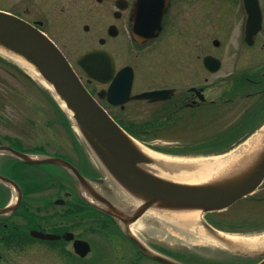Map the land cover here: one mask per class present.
Here are the masks:
<instances>
[{"label":"flooded vegetation","instance_id":"af4514ba","mask_svg":"<svg viewBox=\"0 0 264 264\" xmlns=\"http://www.w3.org/2000/svg\"><path fill=\"white\" fill-rule=\"evenodd\" d=\"M12 7L9 12L33 18L30 22L62 52L116 122L149 124L155 132L171 133L173 148L162 149L168 154L224 153L264 124V0H18ZM134 29L155 37L135 39ZM87 51L110 58L105 84L78 69L77 61ZM9 60L0 58V178L11 182L0 179V264H95L88 259L95 238L88 242L78 233L88 222L89 228L99 223L105 233H115L113 239L98 235L110 249L118 247V236L125 241L134 253L129 264H162L151 254L178 264H208L204 250L180 254L183 250L138 240L141 249L123 233L119 220L88 205L77 183L59 167L44 171L53 176L58 194H41L48 187L35 185L33 166L18 156L32 154L33 78ZM125 69L132 73L129 85L128 75L114 80ZM143 93L154 94L135 98ZM137 114H142L141 122ZM36 129L42 136L44 126ZM174 132H204L196 143L202 147L181 143ZM78 169L99 180L88 165L79 163ZM104 187V198L114 208L122 207ZM259 191L264 193V180L238 202H260L264 196ZM187 253L199 260L185 258Z\"/></svg>","mask_w":264,"mask_h":264},{"label":"water","instance_id":"95a60500","mask_svg":"<svg viewBox=\"0 0 264 264\" xmlns=\"http://www.w3.org/2000/svg\"><path fill=\"white\" fill-rule=\"evenodd\" d=\"M133 36L136 39L140 36L146 39L154 37L152 34H143L138 30H134ZM0 48L21 57L34 67L44 83L52 89L53 95L59 101L72 126L77 129L114 184L123 193L140 203L133 207L132 215L125 219L122 211L114 208L106 198L91 190L90 182L70 163L53 157L30 158L22 154L18 156L29 164H55L66 168L76 178L81 189H88L95 201L105 205L106 209H100L121 223H133L151 208L170 211V213L190 210L200 213L222 211L253 193L264 180V147L251 156L249 163L243 164L244 155L231 162L224 172L206 184H177L160 179L151 174L145 166L156 164L165 169L166 166L161 162L145 158L137 151L124 131L88 93L58 48L33 24L0 11ZM107 63H110V58L102 51L86 52L77 61L83 74L92 75L94 80L101 84L107 81L105 77ZM126 75L129 77V85L132 77L129 69L120 71L114 80H121ZM153 94L143 93L135 98L144 99ZM200 224L210 236L219 239L218 231L204 221ZM124 233L142 249L127 230H124ZM42 238L51 239L52 236L44 235ZM220 241L225 240L220 239ZM230 248L228 250L236 255L264 257V249L248 252L239 249L236 245ZM151 256L164 264H176L158 255L151 254ZM258 264H264V259Z\"/></svg>","mask_w":264,"mask_h":264},{"label":"rangeland","instance_id":"374dc122","mask_svg":"<svg viewBox=\"0 0 264 264\" xmlns=\"http://www.w3.org/2000/svg\"><path fill=\"white\" fill-rule=\"evenodd\" d=\"M14 1L18 0H0V9L5 11H13L12 4ZM11 13V12H10ZM24 20L30 22L33 18L23 16ZM40 21L42 19H39ZM43 21V20H42ZM54 28V26H52ZM55 29V28H54ZM57 30V29H56ZM48 34L49 32L46 31ZM55 36L56 34L53 33ZM0 58L4 60H8L7 63H12L8 58L1 56ZM21 71V70H20ZM22 72V71H21ZM82 80V79H81ZM84 83V81L82 80ZM16 86L20 85L19 80H15ZM32 100H33V129L32 133L34 136V141L32 147L28 149V151H32L34 153L48 155L53 158H60L67 162L72 161L78 167L80 162L86 163L88 167L92 169L95 173L97 172L102 178L105 179V182L111 188L113 192H116L117 187L112 183L111 178L107 175L104 169L101 167L99 162L96 160L94 155L90 152L88 147L82 141V139L75 134H72L69 128L64 127L61 129V121L62 118L58 113L57 108L53 104L50 97H47V93L45 88L38 83L35 79H32ZM85 84V83H84ZM43 97L39 94L42 93ZM43 112V116L40 115V112ZM112 113V112H110ZM113 114V113H112ZM141 116V117H140ZM43 119V120H42ZM135 119L141 122L142 114L135 115ZM44 121V122H42ZM56 121H59V125ZM47 127H46V125ZM44 126V132L42 136H39L38 129L36 127ZM48 129V131H47ZM62 130V132H61ZM197 135H196V134ZM38 135V136H36ZM171 135V133H170ZM168 133L165 132H144L138 135L136 142L149 150H157L156 152L176 156L174 154H168L163 152V148H173L172 139ZM204 135V132H190L187 134H183L181 132L172 133V137H177L181 143H184L182 140H188L187 146H192L195 148H201L202 145L196 144L198 139ZM36 136V137H35ZM59 138V143H57V139ZM76 141V142H75ZM244 143V142H243ZM241 143V144H243ZM78 144V146H77ZM185 144V143H184ZM240 144V145H241ZM236 146V145H235ZM76 147V148H75ZM234 147V146H233ZM232 147V148H233ZM81 156V160L80 157ZM177 157H180V155ZM185 157H194V156H185ZM82 162V163H83ZM70 163V162H69ZM73 164V163H72ZM73 164V165H74ZM57 166L56 165H36L34 166L33 177L37 182L35 185L42 186L45 185L48 188L44 190L41 194H50L53 198L58 194L56 190V185L53 182L51 173L46 174L44 171L53 172ZM55 168V169H54ZM60 184V183H59ZM119 191V190H117ZM40 194V193H39ZM256 194H260V196H264V193L260 191ZM115 196H117L115 194ZM238 202L227 211L222 213H211L205 216L198 215V220H205L213 227H216L226 233L243 235V236H256L260 235L264 232V197L260 200V202H251V203H243ZM243 203V204H242ZM242 206L244 209H242ZM263 207V208H262ZM251 212H248L250 211ZM253 210V211H252ZM44 212L42 211V214ZM144 223H146L147 228H143L142 230L134 228L133 233L135 236L144 241H151L158 243L160 245L167 246L168 248H176L179 251L188 252L190 249L199 251L204 250L205 254H207L206 261L208 264H255L258 261L257 257L252 258H242L236 255H230L229 252L221 249L219 247L213 246L211 244H196L193 242L191 238H188L186 233L181 232L174 227L170 226L162 219L156 218H147L143 216L141 219ZM87 224H82L85 227L80 229L78 233L81 234L82 239L89 242V240H93L95 238L96 244L93 246V252L89 255L90 260H93L95 264H129L131 259L134 258V253L131 248L125 244V241L119 238L116 241H120L118 247L111 248L109 247V243L103 240L98 235L108 236V238H112L115 236V233L111 230L108 233H105L104 224H96L95 226H91L89 228ZM199 227V225H198ZM200 228H202L200 226ZM203 229V228H202ZM204 230V229H203ZM113 235V236H112ZM174 250V249H173ZM108 254V258L105 257ZM201 253V252H200ZM181 254V253H180ZM182 254V255H183ZM188 254V253H187ZM121 257V258H120ZM185 258H193L199 260V258L194 254H188ZM88 259L86 261L88 262ZM205 262V261H204ZM81 264H84L81 262ZM89 264V263H88Z\"/></svg>","mask_w":264,"mask_h":264},{"label":"bare ground","instance_id":"6f19581e","mask_svg":"<svg viewBox=\"0 0 264 264\" xmlns=\"http://www.w3.org/2000/svg\"><path fill=\"white\" fill-rule=\"evenodd\" d=\"M0 54L13 60L25 69L33 79L45 88L49 89V92L53 94L52 89L44 83L32 65L25 62L21 57L8 53L2 48H0ZM128 139L142 156L152 161L161 162L166 166L165 169L156 164L146 165L145 168L154 176L177 184L202 185L209 183L212 179L219 176L226 170V168H228V165L231 162L242 158L244 155L245 160L243 161V164L246 162L249 163L251 156H254L261 148L264 147V127H262L261 130L255 133L238 148L224 155L209 158H178L166 156L145 148L130 137H128ZM121 193L125 196L124 203L127 208L136 207L140 203L138 200L126 193H123L122 191ZM84 194L89 200H91L88 194L85 192ZM93 201L96 205H99V203L94 199ZM199 214L200 212L195 210L170 213V211L151 208L145 212L144 216L147 218L162 219L175 229L186 233L187 237L193 239L192 241L196 244H211L221 249H228L232 247V245H236L239 249L248 252H256L264 249V233L249 237L220 232L218 233L219 239L210 236L202 228L197 226L196 222ZM145 225L146 224L143 221L138 220L129 227V230L133 233L132 231L134 228L142 230L143 228H147ZM220 239L225 241L222 242Z\"/></svg>","mask_w":264,"mask_h":264},{"label":"trees","instance_id":"16d2710c","mask_svg":"<svg viewBox=\"0 0 264 264\" xmlns=\"http://www.w3.org/2000/svg\"><path fill=\"white\" fill-rule=\"evenodd\" d=\"M56 108H57L59 114H61V112L57 106H56ZM62 117L64 120L65 127L69 128L71 131L70 125L67 122L66 118L64 116H62ZM120 125L124 128V130L126 132H128L130 135H132L136 138L138 137L139 134L144 133V132H155L149 124H141V125H138L137 127H133V125L132 126L125 125L124 123L120 122Z\"/></svg>","mask_w":264,"mask_h":264}]
</instances>
